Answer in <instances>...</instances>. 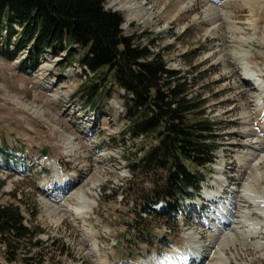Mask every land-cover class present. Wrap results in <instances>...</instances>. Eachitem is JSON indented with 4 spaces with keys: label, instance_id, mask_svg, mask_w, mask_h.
Wrapping results in <instances>:
<instances>
[{
    "label": "rangeland",
    "instance_id": "rangeland-1",
    "mask_svg": "<svg viewBox=\"0 0 264 264\" xmlns=\"http://www.w3.org/2000/svg\"><path fill=\"white\" fill-rule=\"evenodd\" d=\"M103 3L122 15L126 36L163 56L187 79L189 95L204 103L219 143L206 183L172 229L143 214L151 234L139 236L130 226L137 217L133 199L147 185L131 178L128 165L143 143L127 132L124 91L83 67L77 48L72 62L65 52L16 53L14 39L5 44L4 28L0 203L19 206L25 224L37 227L43 264H163L171 254L185 256L194 242L207 254L204 264H264V225L255 231L243 224L262 219L250 216L242 194L249 184L264 197V0ZM246 66L260 84L245 75ZM96 87L106 91L99 101ZM89 202L92 209L80 211ZM4 251L0 244V264H14ZM29 251L23 257L37 262V250Z\"/></svg>",
    "mask_w": 264,
    "mask_h": 264
},
{
    "label": "trees",
    "instance_id": "trees-1",
    "mask_svg": "<svg viewBox=\"0 0 264 264\" xmlns=\"http://www.w3.org/2000/svg\"><path fill=\"white\" fill-rule=\"evenodd\" d=\"M123 22L120 13L104 7L103 0H0V36L5 28L7 47L14 39L16 53L27 47L35 51V57L48 50L65 52L69 62L77 48L83 67L104 84L124 91L127 132L143 143L142 153L128 166L131 178H141L147 185L133 199L137 217L130 226L139 236H147L152 224L143 214L172 229L178 215L186 212L188 201L206 183L219 143L215 124L205 118L204 103L189 95L187 79L167 67L163 56L126 36ZM105 93L97 87L92 90L98 101ZM3 185L0 180V195ZM38 232L37 227L25 224L19 206L0 203L5 260L43 264L44 247ZM26 248L28 253L36 249L34 254L40 259L32 263L34 257H23Z\"/></svg>",
    "mask_w": 264,
    "mask_h": 264
},
{
    "label": "bare ground",
    "instance_id": "bare-ground-1",
    "mask_svg": "<svg viewBox=\"0 0 264 264\" xmlns=\"http://www.w3.org/2000/svg\"><path fill=\"white\" fill-rule=\"evenodd\" d=\"M255 74H256V72H254L251 69H248V66L245 67V75L247 77H255ZM255 80L257 81V85L260 84V81H259L258 77H255ZM261 102L264 103L263 100ZM63 184H64V187H65L66 182H64V183L62 182L61 185H63ZM242 194H243V199H246V200L250 201L249 202V208H250V210L252 212L250 216H252V215H254L256 213L264 221V202H263L264 197H263L262 193L261 194L253 193L250 185L246 184L244 189H243ZM81 200L84 201V202L88 201V199L85 198L84 196H81ZM233 205L234 204H230L231 207ZM84 209L91 210L92 209V204L89 202V204H87L84 207H82L80 209V211H82ZM246 214H248V212H246ZM222 220L225 221L224 222L225 224H231V221L228 220L227 218L223 217ZM262 220H261V222H251V221H248L245 218H243V224L248 225V226H252L255 229V231H257V230L260 229L261 225L262 226L264 225V222ZM236 223H238V222H236ZM225 224H224V226H225ZM234 225H233V227H234ZM201 247H202V245H200L199 242H196V244L194 242L193 244L190 245V247L188 249V252H186V254L188 253L187 255L189 256L188 259H187V263L190 262V260H192V262H197L198 264H204V259L206 258L207 254H203L202 253ZM184 260H185V258H184ZM218 263H220V261H218Z\"/></svg>",
    "mask_w": 264,
    "mask_h": 264
},
{
    "label": "water",
    "instance_id": "water-1",
    "mask_svg": "<svg viewBox=\"0 0 264 264\" xmlns=\"http://www.w3.org/2000/svg\"><path fill=\"white\" fill-rule=\"evenodd\" d=\"M45 152H46V150L44 149V150L42 151V154H45Z\"/></svg>",
    "mask_w": 264,
    "mask_h": 264
}]
</instances>
